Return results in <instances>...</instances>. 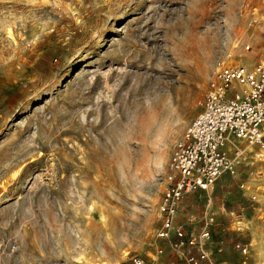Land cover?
<instances>
[{
	"label": "rangeland",
	"instance_id": "1",
	"mask_svg": "<svg viewBox=\"0 0 264 264\" xmlns=\"http://www.w3.org/2000/svg\"><path fill=\"white\" fill-rule=\"evenodd\" d=\"M263 60L264 0H0V264H194L189 194L158 237L170 159L216 72Z\"/></svg>",
	"mask_w": 264,
	"mask_h": 264
},
{
	"label": "built area",
	"instance_id": "2",
	"mask_svg": "<svg viewBox=\"0 0 264 264\" xmlns=\"http://www.w3.org/2000/svg\"><path fill=\"white\" fill-rule=\"evenodd\" d=\"M216 78L218 83L207 93L201 112L177 141L170 159V167L177 176L163 197L162 227L158 233L161 239L171 240L176 226L174 215L185 195L209 192L222 175L233 173L236 160L225 151L230 139H241L254 146L256 160H264V60L252 68L225 66L216 72ZM235 155L240 157L241 150L235 149ZM173 236V249L183 253L189 262L197 264L209 258L204 247L210 238L207 225L194 234L180 224ZM237 247L243 253L248 251L246 245ZM194 248H199L197 254L192 252ZM133 261L147 264L137 257Z\"/></svg>",
	"mask_w": 264,
	"mask_h": 264
},
{
	"label": "crops",
	"instance_id": "3",
	"mask_svg": "<svg viewBox=\"0 0 264 264\" xmlns=\"http://www.w3.org/2000/svg\"><path fill=\"white\" fill-rule=\"evenodd\" d=\"M230 141L241 150V156L237 157L235 149L229 143L226 145L227 155L236 160L233 173L222 175L207 193L189 194L180 203L175 221L187 223V228L194 230L204 224V219L210 223L211 236L204 247L214 261L264 264V161L254 160L255 147L244 140ZM245 160L251 168L240 172ZM240 179L248 185L247 189L237 186ZM240 244L247 245L249 254L235 250ZM193 250L196 253L199 248Z\"/></svg>",
	"mask_w": 264,
	"mask_h": 264
},
{
	"label": "bare ground",
	"instance_id": "4",
	"mask_svg": "<svg viewBox=\"0 0 264 264\" xmlns=\"http://www.w3.org/2000/svg\"><path fill=\"white\" fill-rule=\"evenodd\" d=\"M237 162H239V160H237Z\"/></svg>",
	"mask_w": 264,
	"mask_h": 264
}]
</instances>
